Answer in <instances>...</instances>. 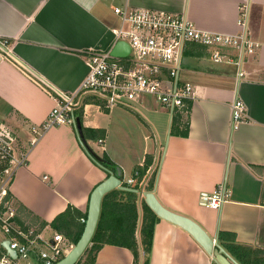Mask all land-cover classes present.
I'll list each match as a JSON object with an SVG mask.
<instances>
[{"label":"crops","instance_id":"0c3cea01","mask_svg":"<svg viewBox=\"0 0 264 264\" xmlns=\"http://www.w3.org/2000/svg\"><path fill=\"white\" fill-rule=\"evenodd\" d=\"M243 4L250 10L251 38L261 46L245 55L241 66L215 62L211 47L190 44L183 54L181 74L186 68L183 80L195 92L188 101V127L186 113H171L151 95L112 109L85 95L77 113L91 146L104 139L100 155L121 168L123 185L152 158L143 178L125 185L139 192V242L145 187L157 170L153 192L165 207L197 221L238 264L243 247L264 257V0H0V40H10L6 47L0 44V124L17 135L16 155L29 157L8 186L20 223L48 222L42 234L51 239L57 230L50 222L69 206L88 214L92 191L109 176L71 125L49 128L35 144L30 139L56 103L44 82L76 91L89 71L87 52L112 51L118 43L114 31L121 20L114 7L185 13L203 30L237 33ZM220 50L237 59L236 50ZM236 98L245 104V119L234 127ZM221 187L226 199L220 207L202 202ZM82 222L75 219L74 234ZM95 257L96 264L134 263L131 249L113 244H104ZM138 264L219 263L187 230L160 217L148 262L141 252Z\"/></svg>","mask_w":264,"mask_h":264},{"label":"built area","instance_id":"2783aa9c","mask_svg":"<svg viewBox=\"0 0 264 264\" xmlns=\"http://www.w3.org/2000/svg\"><path fill=\"white\" fill-rule=\"evenodd\" d=\"M114 12L121 18V25L114 31L116 41H126L132 51L126 57H114L111 50L92 49L87 52L89 71L76 91L65 92L44 82L43 89L56 101L42 127L32 128L30 143L35 144L41 134L51 127L71 125L77 129V110L85 95L97 97L99 106L112 109L152 95L171 113L181 109L195 92L190 83L181 77L183 54L190 44L213 48V60L241 66L245 55L253 54L261 46L251 38L250 10L247 4L240 7L239 32L224 33L199 28L185 13L150 8L116 6ZM10 40H0L2 47ZM237 51V59L221 52V48ZM16 62L21 65L19 60ZM243 75L241 68L239 76ZM233 126L245 119V104L240 98L232 103ZM18 137L13 130L0 124V225L8 236L12 257L4 252L0 264H54L69 254L74 244L60 232L51 239L36 232L35 227L22 228L15 220V209L6 199L7 184L13 179L17 167L28 164V154L15 153ZM104 144V139H99ZM3 167V168H2ZM140 170H136L126 184L136 185ZM226 199L223 187L202 196V202L218 208ZM85 222V218L81 219ZM31 258V260H30Z\"/></svg>","mask_w":264,"mask_h":264},{"label":"trees","instance_id":"16d2710c","mask_svg":"<svg viewBox=\"0 0 264 264\" xmlns=\"http://www.w3.org/2000/svg\"><path fill=\"white\" fill-rule=\"evenodd\" d=\"M88 99L96 101L98 103L100 102V100L95 96H91ZM188 101L190 100H187L184 106L179 109V111H182V113H186L188 115V120L186 121L187 127L189 125V115L191 109V103ZM78 117L80 119V115H78ZM182 122L185 123L184 121ZM77 133L80 137L78 129ZM83 145L85 146L84 143ZM102 157L105 160L104 162L98 163L96 160L95 161L106 170L114 171L117 167L116 164L110 159V157L106 153H103ZM151 164L152 158L148 156L144 167H140L139 169V180L143 178L148 166H150ZM156 171L150 175V178L145 187L146 192L154 191L156 182ZM6 199L11 201V205L15 209L16 222L20 224L22 228L30 227L26 224L20 223V217H18V210L15 206L14 198L9 190ZM138 199L139 192H137V190L132 191L115 188L104 195L102 199L99 220L94 235L91 239L92 245L86 248V250L84 251V253L76 264H96L95 256L104 244H113L131 249L134 254L133 264L139 263L141 259V252L145 257V261L148 262V257L153 240V228L156 221L160 217L150 208V206L146 203L145 199H143V217L142 224L140 225L141 238L139 242L137 238L140 217L139 206L137 203ZM1 210L2 208L0 209V211ZM83 217L87 219V214H84L82 216L80 210L75 207L69 206L67 210H65L63 213L59 214L54 220H52L50 222V225L54 229H56L57 232H60L64 236H66L70 242L72 241L74 244H76L83 232L85 222L81 223V227L74 234V221L76 218H79V220H81ZM47 224L48 222L46 221L38 222L36 224L37 226L35 227L36 232H42L43 229L47 226ZM4 252H6V250L0 243V257L3 255ZM238 252L239 253L235 255L239 262H241V264H264V257L261 256V254H258L256 249L243 247L242 249H239Z\"/></svg>","mask_w":264,"mask_h":264},{"label":"water","instance_id":"95a60500","mask_svg":"<svg viewBox=\"0 0 264 264\" xmlns=\"http://www.w3.org/2000/svg\"><path fill=\"white\" fill-rule=\"evenodd\" d=\"M132 49L130 45L123 40L118 41L114 46L111 54L114 57H126L131 53ZM77 129L80 133V137L85 144L87 150L92 155V157L98 162L102 163L105 160L98 154L92 146L87 142L83 129L81 120L77 119ZM122 170L120 167H116L115 172L109 171V176L99 183L91 193L87 219L85 221V226L83 232L73 246L69 254L65 255L58 262L54 264H76L86 248L91 244V239L94 235L99 216L101 211V204L104 195L112 189L119 188L124 190H133L131 187H127L122 184L121 180ZM145 201L150 206V208L161 218L169 220L185 230H187L209 253L212 254L218 261L219 264H238L233 260L222 248L219 246L217 240L213 239L208 232L194 219L174 212L167 207H165L157 198L153 191L144 193ZM3 247L7 250L10 256L15 257L16 252L10 248L8 240L2 242Z\"/></svg>","mask_w":264,"mask_h":264},{"label":"rangeland","instance_id":"374dc122","mask_svg":"<svg viewBox=\"0 0 264 264\" xmlns=\"http://www.w3.org/2000/svg\"><path fill=\"white\" fill-rule=\"evenodd\" d=\"M115 13V12H114ZM116 14V13H115ZM117 15V14H116ZM118 16V15H117ZM120 18V17H119ZM120 20H121V18H120ZM187 61H188V59L185 57L184 58V65H186L187 64ZM216 62V61H215ZM222 66H230V67H232L233 65H228L227 63H223L222 64ZM186 69V68H185ZM185 69L183 70V72H182V74H181V79L183 80V79H185V75H183L184 74V71H185ZM189 79V78H188ZM184 81V80H183ZM187 81V80H186ZM152 96V95H151ZM103 143H99L98 142V144H93L92 145V148L98 153V154H100V152L101 151H103L102 149H103ZM11 182V181H10ZM9 182V183H10ZM9 183L7 184V186H9ZM4 232L2 231V229H1V227H0V234H3ZM5 236V235H4ZM30 260H31V258H30ZM24 263V262H23Z\"/></svg>","mask_w":264,"mask_h":264}]
</instances>
